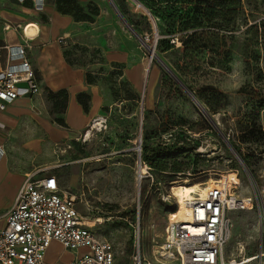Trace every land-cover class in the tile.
<instances>
[{"label": "rangeland", "instance_id": "obj_1", "mask_svg": "<svg viewBox=\"0 0 264 264\" xmlns=\"http://www.w3.org/2000/svg\"><path fill=\"white\" fill-rule=\"evenodd\" d=\"M113 1L142 42L108 0H70L87 18L74 19L63 56L85 69L86 81L106 97L99 115L107 117V128L83 143L53 142L61 188L75 197L85 224L111 243L113 264H134L137 248L145 261L161 264L156 253L176 209L170 185L213 178L220 181L214 193L224 195L234 183L245 208L230 213L224 256L236 257L239 243L241 255H251L258 249L256 200L264 201V0ZM196 22L217 33L200 40ZM235 61L243 65L238 89L230 75ZM45 100L49 121L64 127L67 93H47ZM157 155L164 170L151 165ZM140 165L146 168L141 178ZM65 251L51 243L48 259L62 263L73 255Z\"/></svg>", "mask_w": 264, "mask_h": 264}, {"label": "built area", "instance_id": "obj_2", "mask_svg": "<svg viewBox=\"0 0 264 264\" xmlns=\"http://www.w3.org/2000/svg\"><path fill=\"white\" fill-rule=\"evenodd\" d=\"M10 27L7 24L4 29ZM27 48L26 37L20 43L0 44V111L18 97H32L41 92L26 55ZM106 128L107 117L96 115L76 140L85 142L88 131L101 132ZM239 200L234 183L224 195H196L186 200L187 217L176 214L164 227L156 256L165 262L159 263L264 264V201L259 199L255 222L257 251L251 255L224 256L233 224L230 213L245 208ZM246 200L252 207L253 197L248 196ZM0 217H4V224L0 226V264H113L111 243L99 238L85 224V218L75 206V197L61 188L53 173L41 176L27 173L12 206ZM52 241L74 252V257L63 263L47 261L46 252ZM134 264L157 263L145 261L137 248Z\"/></svg>", "mask_w": 264, "mask_h": 264}, {"label": "crops", "instance_id": "obj_3", "mask_svg": "<svg viewBox=\"0 0 264 264\" xmlns=\"http://www.w3.org/2000/svg\"><path fill=\"white\" fill-rule=\"evenodd\" d=\"M29 23L37 27L33 35L25 33ZM73 23V17L57 11L54 2L0 0V44L28 39L26 55L41 86L39 94L18 97L0 111V214L12 206L27 173L56 175L53 142L58 145L59 140L67 138L80 142L77 135L107 102L99 86L86 81L85 69L69 64L63 56L65 38ZM7 24L11 27L5 30ZM63 90L67 93L61 113L65 126L58 127L46 115L45 96ZM3 224L4 217H0V226ZM51 243L59 245L56 241ZM50 253L49 246L47 261L57 262L48 259ZM72 253L61 262L71 260Z\"/></svg>", "mask_w": 264, "mask_h": 264}, {"label": "bare ground", "instance_id": "obj_4", "mask_svg": "<svg viewBox=\"0 0 264 264\" xmlns=\"http://www.w3.org/2000/svg\"><path fill=\"white\" fill-rule=\"evenodd\" d=\"M36 29H37V27H36L35 24L29 23L25 27V33L27 35H33L36 32ZM147 48L150 51L152 50V48L149 47V46H147ZM153 55L155 56V54H153ZM191 98L194 101L196 99L194 95ZM196 103L197 104L199 103L198 104L199 107L202 110H204L203 106L201 105V103L198 100H197ZM90 135H91V131H88L87 134H86V139L89 138ZM145 173H146L145 166H141L140 165L139 169H138V175H141V177H143V175ZM136 179L138 180V178H136ZM170 186L171 187L169 189V195L174 198L173 206L176 209H175V212L168 217V220L173 219V217L176 214L180 215V216H182L184 218L187 217V214L189 213V207L186 204V200L193 199L196 195H199V197H217V196L221 195V194L218 195V194L214 193V191H215L214 188L217 187V189H218V187L220 186V181L216 180V179H213V178H209L205 182H201V183H197V182H194V183H191V184L178 183V184H173V185H170ZM237 248L239 249L238 255H241L243 253V250H244V245L242 243H239L237 245Z\"/></svg>", "mask_w": 264, "mask_h": 264}, {"label": "trees", "instance_id": "obj_5", "mask_svg": "<svg viewBox=\"0 0 264 264\" xmlns=\"http://www.w3.org/2000/svg\"><path fill=\"white\" fill-rule=\"evenodd\" d=\"M56 5V9L57 11L64 13V14H69L73 17V19L75 20H84L87 18V15L85 13H79V8L76 7V5H70V0H68L66 2V7L63 5H60V0H56L55 2ZM117 6V5H116ZM119 9V8H118ZM120 11V10H119ZM121 12V11H120ZM122 14V13H121ZM182 19H189V16H181L179 15ZM195 25L197 27H200L201 24L199 22H196ZM202 27V26H201ZM215 28L211 25H206L203 26L201 29H197L195 30L193 33H199V38L200 40H205L206 42H208V38L211 36V33H217L215 30ZM184 41V40H183ZM182 41V42H183ZM63 92V91H61ZM196 98V97H195ZM197 99V98H196ZM161 155H157L155 157L154 162L151 163L152 166H154L155 168H158L159 170H164L162 167L164 166L162 163V157H160Z\"/></svg>", "mask_w": 264, "mask_h": 264}, {"label": "water", "instance_id": "obj_6", "mask_svg": "<svg viewBox=\"0 0 264 264\" xmlns=\"http://www.w3.org/2000/svg\"><path fill=\"white\" fill-rule=\"evenodd\" d=\"M109 4L111 5L112 9L114 10V12L116 13V15L121 19V21L124 23V25L130 30V32L138 38L139 41L142 42V39L137 35V33L135 32V30L131 27V25L125 20V18L123 17V15L121 14V12L119 11L118 7L116 6L115 2L113 0H108ZM147 11V10H146ZM148 12V11H147ZM149 16L151 17L150 13L148 12ZM152 18V17H151ZM153 20V18H152ZM150 55L151 57L154 56V47H152V50L150 51ZM156 58V60L160 63V65L166 70V72L179 84V86L190 96L193 97V95L191 94V92L181 83V81H179V79L177 78V76L166 66V64L157 56H154ZM195 101L197 102V100L195 99ZM199 104V103H198ZM204 113V115L209 118L208 113L203 110L202 111ZM221 133V132H220ZM225 142L227 143V138L225 139ZM238 159L240 160V158L238 157ZM241 161V160H240Z\"/></svg>", "mask_w": 264, "mask_h": 264}, {"label": "clouds", "instance_id": "obj_7", "mask_svg": "<svg viewBox=\"0 0 264 264\" xmlns=\"http://www.w3.org/2000/svg\"><path fill=\"white\" fill-rule=\"evenodd\" d=\"M231 78L235 81L233 84L234 89H238L243 85L244 75H243V65L240 61H235L233 63V72L230 74Z\"/></svg>", "mask_w": 264, "mask_h": 264}]
</instances>
